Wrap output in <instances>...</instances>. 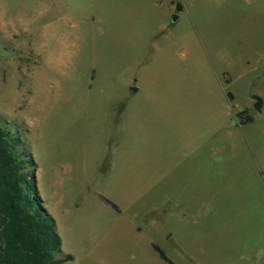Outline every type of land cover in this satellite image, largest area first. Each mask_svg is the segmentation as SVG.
I'll return each mask as SVG.
<instances>
[{"label": "rangeland", "instance_id": "1", "mask_svg": "<svg viewBox=\"0 0 264 264\" xmlns=\"http://www.w3.org/2000/svg\"><path fill=\"white\" fill-rule=\"evenodd\" d=\"M0 119L64 264H264V0H0Z\"/></svg>", "mask_w": 264, "mask_h": 264}, {"label": "trees", "instance_id": "2", "mask_svg": "<svg viewBox=\"0 0 264 264\" xmlns=\"http://www.w3.org/2000/svg\"><path fill=\"white\" fill-rule=\"evenodd\" d=\"M61 243L56 220L38 192L32 155L0 119V264H64L72 256H62ZM153 247L176 264L159 245Z\"/></svg>", "mask_w": 264, "mask_h": 264}, {"label": "water", "instance_id": "3", "mask_svg": "<svg viewBox=\"0 0 264 264\" xmlns=\"http://www.w3.org/2000/svg\"><path fill=\"white\" fill-rule=\"evenodd\" d=\"M175 21L178 19V15H175L173 18ZM133 89H136L135 87Z\"/></svg>", "mask_w": 264, "mask_h": 264}]
</instances>
